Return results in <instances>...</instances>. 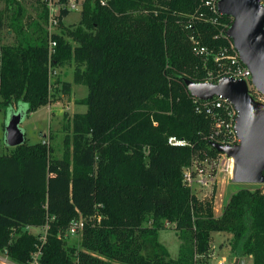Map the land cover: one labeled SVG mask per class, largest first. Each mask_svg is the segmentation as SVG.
Here are the masks:
<instances>
[{
	"label": "trees",
	"instance_id": "1",
	"mask_svg": "<svg viewBox=\"0 0 264 264\" xmlns=\"http://www.w3.org/2000/svg\"><path fill=\"white\" fill-rule=\"evenodd\" d=\"M204 1L84 0L79 25L67 26L71 10L62 8L63 33L51 35L40 1V19H32L20 0H6L13 8L0 10V107L23 102L29 116L47 105L52 69L73 59L75 81L88 94L87 110L64 126L61 159L28 139L0 155V251L21 264L40 247L42 264H198L213 233L223 231L233 235L236 257L264 264V187L241 188L216 216V195L202 199L184 181L194 158L218 153L207 138L211 121L196 111L185 82H203L208 72L191 36L215 51L229 44ZM6 26L13 43H3ZM170 136L190 144H170ZM81 217V241L69 244L67 230ZM165 222L183 240L175 258L159 240ZM47 224L45 242L27 229Z\"/></svg>",
	"mask_w": 264,
	"mask_h": 264
},
{
	"label": "rangeland",
	"instance_id": "2",
	"mask_svg": "<svg viewBox=\"0 0 264 264\" xmlns=\"http://www.w3.org/2000/svg\"><path fill=\"white\" fill-rule=\"evenodd\" d=\"M21 4L26 8V14L32 16L31 18L37 19L39 17L41 4L38 0H21ZM82 7L80 5V10H71L72 12L67 17L66 22H64L67 26L75 28L79 25V15ZM3 9H7L9 13L11 12V8L0 5V10ZM57 31L61 34L63 33V29L60 27L57 28ZM4 36L6 38L4 40L5 43H12L13 38L16 37V33L12 29H5ZM65 37L69 39L67 35ZM83 68L85 67L83 66ZM75 69L74 59L62 66L54 67L51 76V97L49 103L33 111L28 117L25 116L21 122V127L26 134L28 142L36 143L42 141L43 143H47L53 148L51 154L53 158L61 159L64 154L65 124L73 117L74 113L87 110V106L83 104L82 100L88 94V87L83 83L75 81ZM67 81L71 84L70 89H65L64 87L63 83ZM27 109L28 105L23 102L7 109L0 107V155L11 154L15 148L10 146L6 140V127L10 117L16 112L24 114ZM223 163L224 160L220 159L214 165L215 179L212 187L199 183H194L192 186V191L202 199L213 197V194L216 195L214 198L216 216L222 215L232 195L241 188L249 187L255 189L257 186L264 187V183L249 184L233 182L230 173L226 167H223ZM211 166L210 163L206 165L207 168ZM164 225L165 227L159 232V240L169 249L171 256L175 258L179 254L183 240L174 223L165 222ZM27 229L40 236L45 233V227L29 226ZM81 237L80 232L69 234L67 241L69 244L76 245L75 243H80ZM232 240L233 235L230 232H214L209 255L199 256L198 264H234L237 260L238 264H252L251 259H248L245 263V259H239L235 256L232 250Z\"/></svg>",
	"mask_w": 264,
	"mask_h": 264
},
{
	"label": "water",
	"instance_id": "3",
	"mask_svg": "<svg viewBox=\"0 0 264 264\" xmlns=\"http://www.w3.org/2000/svg\"><path fill=\"white\" fill-rule=\"evenodd\" d=\"M219 9L223 15L233 17L227 35L233 40L243 63L251 69L253 83L264 94V5L260 0H219ZM185 82L194 96L210 99L222 95L235 105L239 112L237 130L240 142L229 146L214 143V146L234 159L233 182L263 184L264 103L251 95L245 80L225 77L218 82L191 79ZM24 117L22 112L10 117L6 140L12 147L27 139L21 127ZM234 264H238V260Z\"/></svg>",
	"mask_w": 264,
	"mask_h": 264
},
{
	"label": "built area",
	"instance_id": "4",
	"mask_svg": "<svg viewBox=\"0 0 264 264\" xmlns=\"http://www.w3.org/2000/svg\"><path fill=\"white\" fill-rule=\"evenodd\" d=\"M48 10V23L46 25L49 33H57V28L59 27V15L62 8H67L69 10H77L80 5L83 4L84 0H69L67 3H61L60 0H39ZM101 4L106 5L109 0H99ZM81 3V4H80ZM260 3L264 5V0H260ZM203 4L208 7L210 11V21L216 24H221L223 29L231 26L227 22L221 21V16L223 14L219 9V0H205ZM191 26V24H190ZM59 33V32H58ZM229 39L228 46L222 47L215 51L210 49L208 46L202 44V42L195 36H191L193 43V51L197 55L204 56L205 62L207 64V76L203 82H218L220 79L225 77H232L235 79L245 80L249 87V92L257 100L264 103V94L257 89L252 80L251 69L243 63L241 60L238 49L236 48L233 40L227 35ZM57 46V41L51 39L50 41V53L55 51ZM212 60L216 67L214 69L208 67V62ZM2 64V44L0 43V65ZM52 76V71H51ZM190 93V92H189ZM195 104V109L198 113L204 114L211 121V129L207 138L211 145L214 143H219L222 145H235L240 142L239 133L237 130V122L239 112L235 105L227 98L222 95H217L210 99H202L194 96L190 93ZM169 143L173 145H189L190 143L186 139L178 138L177 136H170ZM206 157L202 160L200 158H194L192 163L184 168V181L191 187L194 183H199L204 186H211L215 179L214 165L220 159L224 160L223 167L228 170L232 178V172L234 168V159L230 157L227 153L218 150L217 154H210L208 150H205ZM212 165L207 168L206 165ZM94 219L101 220L102 215L97 212ZM85 219L79 218L74 219L67 230V236L69 234H74L80 232L83 234ZM45 227V233L40 236V239L45 242L47 239V231L49 229V224L43 226ZM41 247L33 255V260L30 264H42L40 261ZM0 264H21L11 259L6 251H0Z\"/></svg>",
	"mask_w": 264,
	"mask_h": 264
},
{
	"label": "crops",
	"instance_id": "5",
	"mask_svg": "<svg viewBox=\"0 0 264 264\" xmlns=\"http://www.w3.org/2000/svg\"><path fill=\"white\" fill-rule=\"evenodd\" d=\"M25 1H27V0H25ZM20 2H21V0H20ZM39 3H40V2H39ZM80 4H81V3H80ZM0 5H2V6H4V7L7 8V2H6V0H1V1H0ZM82 6H83V4L81 5V7H82ZM9 7H10L11 9L13 8L12 5H10ZM23 7H24V6H23ZM41 7H42V4H41ZM39 8H40V7H39ZM79 8H80V7H79ZM25 9H26V8H25ZM40 10H41V8H40ZM40 10H39V15H38L39 17H37V19H40ZM77 10H78V9H77ZM79 10H80V9H79ZM74 11H75V10H74ZM26 12H27V11H26ZM71 12H72V11H71ZM71 12H70V13H71ZM69 15H70V14H69ZM69 15H68V16H69ZM80 15H81V11H80ZM80 15H79V18H80V20H81V16H80ZM30 16H31V15H30ZM68 16H66V17L64 18V20H65L64 22H66ZM31 17H32V16H31ZM32 19H34V18H32ZM65 24H66V23H65ZM5 29H10V30H11V28L6 26V28H4V29L2 30L3 43H4V40H6V38H5V36H4V30H5ZM15 41H16V37L13 38V42H15ZM13 42H12V43H13ZM7 43H9V42H7ZM69 81L71 82V80H69ZM69 81H67V82H69ZM27 117H28V116H27ZM248 259H251V258H247L246 260H244L245 263H246V261H247ZM252 264H253V262H252Z\"/></svg>",
	"mask_w": 264,
	"mask_h": 264
}]
</instances>
